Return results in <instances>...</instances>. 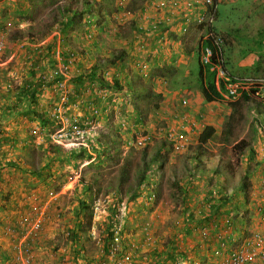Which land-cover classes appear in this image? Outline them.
Listing matches in <instances>:
<instances>
[{
  "label": "rangeland",
  "instance_id": "1",
  "mask_svg": "<svg viewBox=\"0 0 264 264\" xmlns=\"http://www.w3.org/2000/svg\"><path fill=\"white\" fill-rule=\"evenodd\" d=\"M141 1L142 0H125L124 6H119L118 0H115V5L123 9V11H121L120 13L126 14L125 12H128L127 10H129L131 7H136V6H138V8L141 7L140 5H138V4H142ZM0 2H3L2 4H0V27H1L0 37H2L1 40L3 39V50L0 52V72L1 71L5 72L4 68H8V67L5 66L3 68L1 64L5 63L6 58H8L11 52L13 51L14 45L23 42L24 43L29 42L28 41L29 37L35 38L47 32V27H49L50 24V18L48 15L49 11L54 9L56 6L62 5L65 2V0H58V2L56 3L55 2L51 3L50 0H0ZM21 9L25 14L24 17H19L18 13H16L17 10L18 12H20ZM93 9H94V13H96V8ZM120 13H117V15L115 14L113 15L114 19H112V22L110 21V23H112V26H109L110 30L122 28L123 24L119 25L120 22L119 19H121V17L119 16L121 15ZM263 14H264V0H217V17L213 24V27L218 32L228 35L235 42L232 45H224L225 58L229 65L228 69L230 70L234 69L233 65H235L239 60L244 59L246 62H251V67H247L246 70H244L243 73H241V76L243 77L259 78L260 70H256V69L263 67V66H259V64H257L256 61L254 60V56H260L259 51L262 48L264 49V46H262V48H259L258 46V42L262 41V36L264 35V33L260 34L257 32V30H259L261 27L264 28ZM26 16H30L29 17L30 19L26 18ZM29 26L31 27L32 31H30L29 34L25 36L26 38L24 37L22 39L24 41L21 40L22 42L21 41L18 42L11 39L15 35V32H19V31L21 32V30H24ZM182 27H184V23L181 24L180 30ZM160 30L163 31H159L158 34L162 33V35L165 36V31H166L165 24H163ZM131 31H133V29ZM92 32L94 33V31ZM114 32L117 33L116 31ZM81 33L82 32H79L77 35L74 33H69V36L67 37L68 39H66L65 43H63V41L60 42L59 40L61 38V33L55 29H52V32L49 34L47 38L35 44L37 45L42 44L40 47H44L48 44V42L50 41L52 42L56 38L59 41L57 43L58 49L56 52L60 53V50L63 48V46L65 45L71 46V44H73L71 38H74L75 41L77 42L78 37L81 36ZM119 33L122 34V31H120ZM196 33L197 34L194 33L190 34V30H189L185 35H173L174 33L168 34L170 38L173 36V38L171 39L175 40L177 43L178 42L184 43L185 41L184 47L190 45L191 51L192 50L195 51L193 52L195 54L192 57H190L191 51L190 53L186 54L185 56L187 59L185 58L186 60H184L186 63H183L184 61L182 60H178L176 62V65L178 66L175 67L177 69H175V72L172 75L169 74L168 72L169 70L165 72L166 71L165 65H160L161 64L160 62L158 63V65L160 66L159 67L160 71L157 72L155 75L156 77H159V79L156 81V83H154L155 85L154 88H156L157 93L162 95V99L159 102L160 106L158 110H153L151 106L152 104L150 103L151 110L148 112V115L146 117V125L149 127L146 128L148 129L149 132H151L152 135L157 136V139L161 138V133L167 125L172 123H176V125H182L181 122L180 123L177 122V118H179V115L183 113L180 112L182 109L181 107H179L180 99L183 95L184 96L186 95L181 94L180 96V94H176V95L174 94L177 91L186 88L188 90L192 89V88H188L190 86H194L196 89H199L198 64H197V55H196L198 49L196 44L198 39L197 37L198 31H196ZM129 34L131 37L130 32ZM122 35L120 36L121 39L123 37L126 38L128 36V32L125 31ZM158 39H160V37ZM149 42L154 45V48H150V51H152L153 49L157 50V47H155L156 42H151V41ZM162 42L164 43V48H165V38ZM29 44L31 45L34 43L30 42ZM184 47H181V49H184ZM30 48L33 50L35 49L31 46ZM115 48L117 49L116 52L119 51V47H117V44ZM137 50H138L137 58L135 59L137 61L136 63L145 64L146 66H148L147 64L150 57L148 52L144 53V48L141 47L137 48ZM158 53L164 55L165 49L164 51L161 50ZM29 55L32 56L31 53ZM78 62L82 64L83 69H86L85 71H88V69L90 68V63L85 59V57L79 58ZM11 65L14 64H10L9 66L11 67ZM75 68L80 69L81 65L80 66L76 65ZM134 69H135V75H137L136 74L137 69L135 67ZM147 69L148 71L150 70L149 67ZM9 71H13V70H9ZM71 72L75 74L73 70H71ZM150 79L151 78L149 75V79L145 78L143 80L144 82L143 81L142 82L148 85L150 84ZM68 85L69 87H71V83H68ZM195 88L192 90H195ZM103 91H106L103 100L99 101L98 98H96V95L93 96L94 100L96 101L95 105L98 108H100L104 104L107 105V109H106L107 120L105 121L107 123L104 125H107L108 127L111 126L110 128H113L112 126H115V124H117L119 120H122L120 118L123 115L117 113L118 110L115 107V104L117 102L113 101V97H112L115 96L113 95L114 93L116 94L118 93L115 92L114 87L112 88V86H107L103 88L102 93ZM0 92H2L1 89ZM47 92H48L46 94L47 99L45 100L44 108L46 110H49L57 102L58 92L54 91L53 89H50ZM191 97L192 95H189L187 98L190 99ZM0 98H2L1 93H0ZM80 98L85 99L86 102L89 100L86 97V95L84 97L80 96ZM187 98L185 99L188 100ZM116 99H121V98L116 95ZM130 100L131 98H128V106H130L129 104ZM120 102H121L120 106L124 107L123 102L121 100ZM139 106L144 108L142 104H140ZM259 107L261 109L264 108V101H261L259 103ZM128 108L130 107H127V109ZM226 109H227L226 103H222V105H213V108L211 107L209 113H207V114H212V113L215 114L218 112L219 114H216V116L218 115L224 116L225 118H220L221 121L223 120V125H222L223 130L227 126H229L227 125V123L229 122L231 125L229 129L231 136L229 137L226 143H223L221 145L215 144L214 142H210V144L208 145L207 149L204 152V155L201 157V160L204 163V167L202 165V167H199V170L197 169V172L192 171V169L194 168L193 165L194 162L191 161L192 158L190 153L191 154L192 152L195 153L197 150V148L195 147L198 136L197 133L201 129L200 128L201 126L199 127L197 126V123H195L196 127L195 125L194 127H191L188 120V122L186 123V127L192 129V131H190L192 136L190 137L191 141L187 146V150L182 151L181 153H176L174 151L167 152L168 159H166L163 169H160L157 164H153L151 162L152 164L150 165L152 171L147 179V185L141 191H139L138 195H136L134 199L132 200L128 199V197L125 194L119 195V198L124 200V202L127 204L128 207L125 216V222H123L122 225V233L125 234L124 236H127L125 238L126 242H134L137 246L132 252L133 257L137 259H143L148 255H150L149 250L151 252L154 251L156 248L157 249L159 248V250H164L163 248L165 246L164 245L165 241L168 240V238H170L173 232H175L174 230L175 225L182 224L181 218L183 211L182 208L184 204L187 205L192 211L195 210L197 202H196V198L194 197L199 196L198 195L199 191L196 192L191 190L190 192H187L188 193L187 194L183 187L187 182V180L190 178L189 174H191L199 184L206 185L208 188H211L212 186L216 185L217 187L221 186L222 188H225V190H227V188L233 187L231 188L233 190L234 188H236V185L239 182H241L245 177V173L247 172V167L251 169L253 163L248 165L249 162L248 161L244 167V161H242L244 155H246L248 151L247 149L244 150V148L245 146H247V144L250 145V143L247 142L249 141L247 140V138L244 137V139L242 140L240 139L242 135L246 134V127L242 126L243 124L240 125L241 122L240 116L241 115L243 116L245 113L243 114V112L238 111L234 113L233 119L229 120L227 119V116L224 115ZM8 110L9 109L6 108L2 112H0V114L6 113L8 112ZM261 115H264V113L262 112ZM47 116L48 117L46 118L45 115H43V118L49 120L51 124L45 126L43 130L40 131V133L41 134L43 133V135H49L50 133L56 131L57 129H60L59 123L51 120V118H49V115ZM99 123H101V121H99ZM200 124L203 123L200 122ZM215 124L217 125V123ZM103 128L106 129L105 127ZM126 128L127 126H125V129ZM194 130H196V132ZM251 133L252 130L250 129L248 134ZM249 136L250 135H248V137ZM156 142L153 145H155ZM89 144L90 145L87 146L88 148L90 147L91 149L92 143L90 142ZM93 145H95V143H93ZM116 145H117V149L111 150V152H109L108 150L107 151L109 156L119 157V160L108 161L106 157L102 155L100 160L95 159L93 163L83 168L81 166L84 163L83 161L85 160L78 159L77 161H75L74 159H70L69 156H66V154H68L71 148H75V147L58 146L59 152L56 153L54 159H50L52 157L50 158L46 157L50 154V153H46L47 148L49 147L48 145H46L43 148L40 147L38 151L29 149L28 154H26V159H25L26 165H24V168H29L30 170L33 171V173L37 172L40 169L43 172L44 170L47 169L48 170L50 169V171L55 169L56 172L55 179L48 181V178L47 179L45 178V180H43V183L41 182V185L45 184L43 185V191H44L43 193L45 195V199L48 198V200H49V193L53 191L57 192L58 186L61 182L63 181H65V183L73 182L72 185L74 184L76 185V182H78V180L82 177V175H84V173H86V176L93 175V177L96 180H98L99 183L98 185H94L95 187L94 189L99 190V192L98 195H94L93 198L95 199L101 198L109 201L105 203L102 206V208H99L98 210L97 218L99 220L95 222L94 230L95 232H99L98 230L99 229L101 230L102 219L107 217V215H111L112 211L115 210L116 208L114 205L116 197L114 195L115 192L113 191L115 190L118 181H120L121 179V177L119 176L122 170V164H123L122 158L127 159L131 164L130 179L124 182V189L126 190L128 188L131 189L135 188V181L133 179L134 173L136 166L140 165L141 148L133 147L132 150H129L128 147H125L123 145L122 140L117 141ZM77 150L80 151L83 150L87 153L88 149L79 146V149ZM16 151L18 152V150ZM102 151L103 150L100 149L97 152H99V154H102ZM80 154L83 156V153ZM73 163H76L77 165L75 166L77 167L71 169ZM186 163L189 164V167L188 165H186ZM216 166H218L219 171L216 170ZM208 168H211V170L214 171L210 172ZM217 174L221 175V177L217 178ZM76 175H79L78 179L73 178ZM44 177L45 175H43L42 178L44 179ZM179 188H180V192H178ZM236 193L239 194L238 192ZM149 194L153 195L154 198L149 200L147 198ZM178 195L181 198H179ZM70 198H72V196ZM70 198H68V200H71ZM182 199H184V201H182ZM186 199H188V201H186ZM234 203L243 204V200L242 197H240V194L236 196V200ZM52 208H54V206H52ZM53 216L54 213L50 212L49 217L53 218ZM57 225L60 228V230H58V234H60L61 237L65 238L64 237L65 231L61 229L63 225L62 223L53 222L50 226L57 227ZM69 225H71V223ZM41 226L43 228L42 221H41ZM73 226H75V223H73ZM257 230L261 231L259 229H255L253 231H257ZM261 232L263 233V231ZM87 234L88 231L84 235H82V238L83 239L87 238ZM145 234H148L149 236L152 237L153 243L150 244V246H147V244L143 241ZM59 239L54 237L53 240H51V242L46 245V248L48 249V253L52 254L55 251L53 249L55 246V242L52 241ZM88 239H85L84 241L86 243L83 244H85L87 254L94 255L97 250H94L95 247L90 242L91 239L89 240ZM8 240L11 246L14 243V238H10V239L8 238ZM58 244L60 243L57 242V245ZM124 247H128V246H124ZM153 248L155 249L153 250ZM186 248H187L186 249L187 252V250H189L190 247L188 246ZM11 251H12V246H11ZM2 252L5 254V256L0 257V259L3 258L0 260V264H15L13 253L11 254L10 252L7 253L8 254L7 255L5 249H3ZM0 254L2 253L0 252ZM161 256L162 255H160V257ZM164 258L162 257L160 264H163L165 262ZM47 261H50V259L48 258ZM41 263L44 262L41 260ZM46 264H62V263L56 258L52 257L50 263H46Z\"/></svg>",
  "mask_w": 264,
  "mask_h": 264
},
{
  "label": "crops",
  "instance_id": "2",
  "mask_svg": "<svg viewBox=\"0 0 264 264\" xmlns=\"http://www.w3.org/2000/svg\"><path fill=\"white\" fill-rule=\"evenodd\" d=\"M3 2H0L2 4ZM142 6L137 9H133V12L130 15H126L123 13H120L119 15L121 19H119V25H122V28L112 29L113 31L117 32V35H119V40L116 42L117 47H119L120 50H124V57L121 59V61H118L114 66H101L103 73H104V80H113V76L118 77V80H122V82L127 83L129 80H133L135 69L136 68V58H137V48L144 45V53L148 52L149 54V61H148V78L150 75V84H153L159 79V77H156V73L159 72L160 66L158 63L160 62V65H165V72H169L170 75H172L175 72L176 62L178 60H186V54L190 53L191 48L190 45H187L184 47V43L176 42L175 40H172L173 36L170 38L168 34L173 35H181L180 27L183 21H179L180 18H174L171 25L165 26V48L164 43L158 39L161 37V34H158L157 31H152L151 25L159 18V17H173L171 14L162 13L159 11H155L152 7H149L148 0H142L141 1ZM135 7V8H136ZM146 13L145 16L142 15V11ZM264 15V14H263ZM182 19V18H181ZM115 21V20H114ZM140 21V22H139ZM118 23V22H117ZM175 25V26H174ZM109 30V26H112V23L106 25ZM131 27H133V31H131ZM140 26H143L145 29L143 33H141V30L139 29ZM121 27V26H119ZM215 29V28H214ZM122 34L126 31L128 32V36L126 38L121 39V33ZM163 31V30H162ZM216 33H218L220 36L224 39V45H232L234 40L230 38L228 35L218 32L215 29ZM129 32L132 34L130 37ZM258 33L262 34L264 33V28L261 27L259 30H257ZM197 34L194 29H190V34ZM155 34V35H153ZM167 34V35H166ZM123 36V35H122ZM130 37V38H128ZM151 42H156L155 47H157V52H154V49L150 51V48H154V45L151 44ZM149 42V43H148ZM194 43V42H193ZM116 44L114 45L116 47ZM42 45V44H41ZM41 45L37 44H29L27 42L18 43L14 45L13 51L9 55L8 58H6L5 63L1 64L4 68L7 66L8 68H4L5 72H0V89L2 92V98H0V112H2L4 109H9L8 112L0 114V254L1 256H5V254L2 252L3 249L6 250V254L10 253L11 251V245L9 244L8 238H14L13 235H8L5 233V228L7 226L13 227L18 219L22 216H28L30 218H39L40 221L43 222V228L42 232L39 234V237L37 240L32 242V264H46L50 263V261L53 258H56L59 260L62 264H98L99 261L106 257L107 254L104 255L103 253V240L106 238L105 233L103 230L99 229V233H101V244L96 245V243L93 240H90V242L94 245V250H97L94 255H88L87 250L85 247L86 243L85 239H90V237L87 235V238L83 239L81 238L80 247H77L74 245L64 234V237H61L60 234H58V230H60L59 226L52 227L50 226L53 222L56 223H62L61 229L65 232L71 231V229L74 228L73 223L77 221L76 219V211L78 208V200L79 198L82 199V197H86L89 199V195L86 194L84 196V191L80 187L79 180L76 182V185H72L71 182L65 183L61 187H58L57 191L59 192L57 197L54 201H52L49 197L45 199L44 191H43V185H41V182L43 183V180L45 178H48L49 180L56 178V172L55 169L51 170H44V172L40 169L37 172H34L30 170L29 168H24V165H26V154H28L29 149L32 150H39L40 147H45L46 145H49V138L48 135L41 134L40 131L43 130L45 126H48L51 123L42 122V119L40 117H37L34 115V113H27L29 110V105L25 102L17 103L15 101V95L17 92H10L9 89L11 87H21V84H23V81L29 77V73L31 72V61L33 57L29 55L28 53H25L23 51L24 48L27 47H33L35 49L41 50L43 47H40ZM193 45V44H192ZM259 48H262L264 46V35L262 36V41L258 42ZM40 47V48H39ZM181 47H184V49H181ZM165 54L161 55V50L164 51ZM194 49V46H193ZM196 49V46H195ZM25 50V49H24ZM119 50V51H120ZM195 51H191L190 57H192L195 53ZM223 62L224 67L226 71L233 77V78H239L244 79L247 77L241 76V73H243L244 70H246L247 67H251V62H246L244 59L239 60L234 66V69L230 70L228 69V63L225 58V52H224V46H223ZM260 56H254V60L256 61L259 66H263L261 68H257L256 70H260L259 72V78L254 79H263L264 80V49L262 48L260 51ZM197 55V53H196ZM136 56V57H135ZM186 58V59H185ZM197 62H198V55H197ZM183 63H186L185 61ZM10 64L11 67L9 66ZM79 65V64H78ZM185 65V64H183ZM129 66V67H127ZM232 66V67H233ZM38 67V66H36ZM36 69V75L37 78L40 74V70ZM17 68V69H16ZM128 68V69H127ZM30 69V71H29ZM13 70V71H9ZM75 75L79 73V70H83L84 72L86 69L81 68L76 69L75 67L72 68ZM89 70V69H88ZM156 71V72H155ZM137 74V73H136ZM4 75V76H3ZM141 79L142 81L145 79L142 74ZM139 75V76H140ZM112 76V77H110ZM109 77V78H108ZM5 78V79H4ZM26 81V80H25ZM144 82V81H143ZM52 83H50L48 86L50 87ZM96 85V84H95ZM73 89H80L78 85H71ZM87 88H90L86 86ZM188 88L194 89V86H190ZM52 88H45L43 89V92L40 94L38 106H36V112L40 113V110L44 112V115L48 114V111L44 108L45 106V100L47 99V91ZM188 90L183 89L180 91H177L176 94H185L186 96H182L183 98H187L189 95H192V97L188 100V105L186 107H181L179 104V107H181V111L183 114H186L191 122L194 124L197 123V126H201L200 130L198 131L197 135L200 134V132L203 130V128L207 125L213 126L219 136H221V133L223 132V120L221 121L220 118H225L224 116H216V114H219L218 112L215 114H207L210 111V108H213V105H222V103L217 102H211L209 101L203 92H201L199 89L195 90ZM156 91V88H154ZM188 90V91H187ZM112 96L113 101H116L118 104H120L121 99H116V95L118 94L114 93ZM128 97V95H126ZM181 97V98H182ZM131 98V97H129ZM74 97L71 99L70 107L68 110V114H73L78 112L80 115H83L84 109L82 107V103L79 104L78 108H74L72 105ZM89 102H87V105L90 103V100L93 99V97H88ZM134 98H131L130 100V106L135 105ZM226 100V99H225ZM171 102V101H170ZM224 103V102H223ZM14 106V107H13ZM88 107V106H87ZM105 105H103L104 112V118L106 117V109L104 108ZM226 112L225 116H227V119L231 116L233 113L234 107L229 106L226 104ZM84 109V110H83ZM186 110V111H185ZM236 111L243 112V116L241 115V122L240 125L246 127V134L242 135L240 139L247 138V142L250 143V149H247V154L244 155L242 161H244V167L246 163L248 162V165L252 164L251 169L247 167V172L245 173V177L241 182H239L236 185V188L233 190L231 188H227L225 192H231L235 193L241 191V187H245L244 193H240V197H242L243 204L241 205V209L244 212H246V215L244 219L239 218V224L238 226L233 230H219V235L229 236L230 239L228 242V247H226L221 250V253L218 257H212L210 259V264H221L223 260H225L228 257V253L226 250H230L232 246L239 247L242 244V228L244 225H241L242 223L246 224L248 227V230L251 231L255 229H259L264 232V226L260 222V218L258 216V212H256V209L258 207H264V115H261V113H264V108H260L259 105H251V104H238L236 107ZM41 116V115H40ZM50 118V117H49ZM198 119V120H197ZM213 119V120H212ZM101 123L99 125L103 126L104 119L101 118ZM83 122V121H82ZM202 122L203 124H200ZM213 123V124H212ZM217 123V125L215 124ZM226 124V123H225ZM148 127V126H147ZM196 127V124H195ZM149 128V127H148ZM38 130L37 135L31 134L33 130ZM199 129V128H198ZM252 130L251 134H248L249 130ZM196 132V130H194ZM189 132V136H192L191 132ZM230 131L226 128V135L229 137L231 135ZM248 135H250L248 137ZM42 138V139H41ZM198 138V136H197ZM231 139V138H230ZM197 142V141H196ZM47 143V144H46ZM52 145V144H50ZM249 145V144H248ZM78 147L76 148V150ZM18 150V152L16 151ZM92 158L89 161H83L82 168L85 166L90 165L93 163L95 159H97L96 154H92ZM100 156V155H99ZM98 156V158H100ZM46 157H52L50 159H54L55 155L49 154ZM77 165L76 163H73L71 166V169H73ZM44 167V166H42ZM81 168V171H82ZM210 172H213L214 170H211V168H208ZM80 172V171H79ZM46 173V174H45ZM85 174V173H84ZM43 175H45L44 179L42 178ZM201 176V173H200ZM221 177V175L217 174V178ZM74 179H78L79 175H76L73 177ZM198 187H195L194 189H190L188 186L184 185L185 190H191L196 191L198 193V197L196 198V202L203 199L204 201V195L202 192L203 190H209L211 188L216 189H222V187H217L216 185L212 186L211 188L207 189L206 185L203 184H197ZM205 187V188H202ZM203 189V190H202ZM56 192V191H55ZM231 193H228L231 195ZM78 194V197L76 195ZM188 194V193H187ZM190 194V193H189ZM72 196V198H70ZM190 197V196H189ZM67 198V199H65ZM70 198L71 200H68ZM73 199V200H72ZM52 201V202H51ZM188 201V199H186ZM54 206V208H52ZM54 213L53 218L49 217V213ZM106 219L103 218L102 222ZM216 221H223L222 217H216ZM53 220V221H52ZM181 221H183V218H181ZM101 222V223H102ZM125 222V219H124ZM71 223V225H69ZM67 224V225H66ZM102 226V225H101ZM250 226V227H249ZM57 228V229H56ZM70 228V229H69ZM61 230V231H62ZM198 233H196V238L194 237L191 239L192 241H185L182 243L179 249H183L186 251V247H190L189 250L186 252V258L188 263L184 264H200L201 260H204V257H208L214 249L217 248V244L209 245L205 243H200L198 239ZM206 233V232H203ZM217 234V235H218ZM56 237L60 240H55L52 242H55L54 246V252L48 253V249L46 248V245L53 240V238ZM88 239V240H89ZM227 240V239H226ZM232 240V242H231ZM57 242L60 243L57 245ZM123 245H126L128 247H124V250L131 256L132 264H142L141 259H137L133 257V251L130 249V246L133 245L135 248L137 247L134 242H126ZM191 242V243H190ZM191 245V246H190ZM155 248H153L154 250ZM159 250V248H158ZM178 250V249H177ZM232 250V249H231ZM129 251V252H128ZM180 251V250H179ZM80 253V257L79 254ZM150 255L154 253V251L149 250ZM180 254V253H179ZM8 255V254H7ZM50 259V261H47V259ZM80 258V259H79ZM3 259V258H1ZM0 259V260H1ZM41 260L44 263H41ZM3 261V260H2ZM167 260H165L166 264ZM113 264V263H109ZM147 264V263H146Z\"/></svg>",
  "mask_w": 264,
  "mask_h": 264
},
{
  "label": "trees",
  "instance_id": "3",
  "mask_svg": "<svg viewBox=\"0 0 264 264\" xmlns=\"http://www.w3.org/2000/svg\"><path fill=\"white\" fill-rule=\"evenodd\" d=\"M50 1L51 3L58 2V0ZM93 8H96V13H94ZM133 9L135 10L137 9V7H131L127 11L132 13ZM122 10V8L115 5V0H65L62 5L56 6L54 9L50 10L48 14L50 18V24L49 27H47V32L35 38L29 37V42L27 43H38L42 41L49 36V34L52 32V29H55L61 33V38L59 40L60 42L63 41V43H65L66 39H68L67 37L69 36V33H74L77 35L79 32H82L81 36L78 37L77 42L74 38H71L73 44H71V46H63V48L60 50V53L56 52L58 49L57 43L59 42L56 38L52 42H48V44L41 50H33L30 47L24 48L25 50L23 49V51L28 54L31 53L33 57L31 61V72L29 73V77L25 79L26 81H23L21 87H11L9 89L10 92H17V94L15 95V101L17 103L25 102L29 105V110L26 112V114L34 113L35 116L42 119V122L47 123V119L43 118L44 112L40 110V113H37L36 106H38L39 97L43 92L45 84L49 85L50 83H54L57 80H61V78L58 77L45 79V76L48 74V72L54 70L57 67L58 60L61 64L67 66L69 70H72V68H74L78 64L79 66L81 65L78 62L79 58L81 57H85V59L90 63V68L87 72L79 70V73L76 74L73 78L72 84L74 86L78 85L81 88L73 89V87L71 86L70 88L72 90L69 93L70 98L74 97L75 99L78 97L80 98V96L84 97L85 95L87 98H90L96 95V98H98V100L100 101L104 99L106 93V91H103L102 93V89L107 86H112V88L114 87V90L119 94L124 107L120 106V104L118 103L115 104V107L118 110L117 113L123 115L120 118L122 120H119L118 123L115 124V126H112L113 128H110L111 126L108 127L107 125H104L107 123L105 122L107 120V114L104 118L105 110H102L103 105L98 108L95 105L96 101L94 100V97L90 100V103L88 105V99V101L86 102L85 99L80 98V104L83 103L82 107L86 110L83 109L84 113L80 117L79 127H87L85 126L86 120L90 121L94 119V121L97 122L98 125L100 124L99 121H102L101 118H103L105 121L103 126L99 125L98 129H96L95 131H91L85 136L87 145H90V142L92 143L91 149L90 147H87V153L83 151L84 149L80 151L76 150L77 147H75L71 148L68 154H66V156H69L70 159H74L75 161H77L78 159L89 161L93 156L92 154H96L98 160L101 159L102 155L105 156L108 161L119 160V157L109 156L108 151L111 152V150L117 149L116 144L119 140H122V143L125 147H128L129 150H132L133 147L129 146V143L134 140L137 135H150L151 132H149L146 128V117L148 115V112L151 110V106L153 110H158L160 106L159 102L162 99V95L154 90L153 84L147 85L142 82L140 75L141 71L139 70L140 68L137 65V75L134 74L135 78H133V80H129L127 83L122 82L121 79L118 80V77L115 76H113L112 81L104 80V73L101 69V66H103V64L105 66H114L124 57L125 51L119 49L120 51L116 52L117 49L114 46L119 40V36L114 31L106 28V25H108L110 21L112 22V19H114L113 15H117V13H120ZM140 11L143 10L140 9ZM16 13H18L19 17H24L25 15L22 9L20 10V12H18L17 10ZM29 17L30 16H26V18L30 19ZM130 28L131 30L133 29V27L131 26ZM30 31H32V29L29 26L28 28L21 30V32H15V35L11 39L19 42L26 35H28ZM92 31H94V33ZM154 52H157V50L155 49ZM197 64L199 89L203 92L205 97L211 102H224L229 106L234 107V109L232 110L233 113L230 116L231 118L229 117V120H232L234 117V113L237 112L236 107L238 104L246 103L258 106L261 101H264L259 98L249 96L246 93L242 94L235 101L225 100L216 88L214 74L207 70H204L199 62H197ZM35 67L40 70L38 78L36 75V69H34ZM138 72L140 76L138 75ZM86 86L90 88H87ZM126 95H128V97H126ZM129 97L134 98L133 100H135L136 106L133 104L132 106L134 107H130L127 109V107H129ZM150 103L152 104L151 106ZM140 104H142L144 108L139 106ZM104 105V108L106 109L107 105ZM94 110H97V114H93ZM45 117H48L47 114H45ZM48 123H50L49 120ZM227 125L229 126H227L226 128L227 130H229L231 125L229 122L227 123ZM125 126H127L126 129ZM103 127H105L106 129H104ZM226 128L221 133V136L217 134L213 126L207 125L203 128L197 138L195 146L197 148L196 152H192V154L190 153L192 158L191 161L194 162V168L192 169L193 172H197V169L199 170V167H202V165L204 167V163L202 162L201 157L204 155V152L210 142H214L215 144L219 145L227 142L229 136L226 135ZM155 142L156 144L153 145ZM93 143H95V145H93ZM48 146L49 147L47 148L46 153H53L54 155H56V153L59 152L58 145L51 146L49 144ZM250 147L251 146L247 144L244 150L250 149ZM98 149L103 150L102 154H99V152H97L99 151ZM140 151V165L136 166L133 178L135 181L134 189H124V182L130 179L131 164L127 159L122 158L123 164L121 174L119 176L121 177V179L120 181H118V184L113 191L115 192V199L119 202L122 201V199L119 198L120 194H125L128 199L131 200L134 199L136 195H138L139 191H141L147 185V179L152 171L150 164H157L160 169H163L166 159H168L167 152H172L173 147L172 144L165 138H160L154 139L153 143H145ZM80 153H83V156ZM98 156L100 158H98ZM186 165H188L189 167V164L186 163ZM216 170L219 171L218 166H216ZM189 175L190 178L188 180L186 178L187 182L185 183V185L190 189L198 187V182L196 181V179H194L191 174ZM64 184L65 181L61 182L58 187H61ZM79 184L84 191V196L88 194L89 199H87L86 197H82V199L79 198L78 208L76 211L77 221L75 222L74 228L71 229V234L68 238L77 247L81 246L80 240L82 238V235L89 231L90 227L92 226V206L93 200L95 199L93 197L94 195H98L99 192V190L94 189V185H98L99 183L98 180L93 177V175L86 176L85 173L79 179ZM206 188L209 189L207 186ZM244 190L245 187L242 186L241 191H239L238 193H244ZM185 191L186 193L189 192L188 189ZM225 191V188H222L221 190L211 188L209 190L205 189L203 191H200L204 195V201L203 199L198 201L196 203V208L193 211L184 204L182 208V224L175 225V232H173L170 238L165 241V246L163 248L164 250H158L156 248L152 255H148L147 257L141 259L142 264H160L162 257H165L164 259L167 260L166 264L188 263L186 258V251L179 248L184 240L192 241L191 239H193L194 237L196 238L195 235L197 232H199L198 239L200 243L208 244V246L217 244L218 246L216 250L221 249L220 243H224L228 247L227 241L230 239V237H223V235H219V230L221 231L228 229L233 230V228L235 229L239 224V218L243 220L246 212L240 210L242 204L234 203L236 200V196H238L239 194L236 195L235 193H233L229 195L228 192ZM178 192H180V188L178 189ZM149 195L147 197L148 199L152 196ZM76 197H78V194L76 195ZM178 197L181 198L179 195ZM182 201H184V199H182ZM115 204L116 201L114 202V205ZM216 217H222L223 221H216ZM101 225V229L106 236V238L103 240V253L105 255L108 254L107 249L112 239L115 221H113L111 215H107L106 219L104 220V222H102ZM241 225H244L241 235L244 239L249 236L250 231L248 230V226L245 223H242ZM203 232H206V235H203ZM234 248V246L231 247V249ZM216 250L214 249L208 257H204V260H201L200 264H210L209 261L211 259V256H214V251ZM226 251L229 252L228 250ZM78 255L80 257V253ZM160 255L162 256L160 257ZM163 264H165V262Z\"/></svg>",
  "mask_w": 264,
  "mask_h": 264
},
{
  "label": "built area",
  "instance_id": "4",
  "mask_svg": "<svg viewBox=\"0 0 264 264\" xmlns=\"http://www.w3.org/2000/svg\"><path fill=\"white\" fill-rule=\"evenodd\" d=\"M149 7H152L155 11H159L166 14H171L173 17H159L152 25V31H159L163 24L165 26L171 25L174 18H180L184 23V27L180 32L185 35L190 29L198 31L197 39V53L198 61L204 70H207L214 74L215 85L217 90L221 93L224 99L235 101L242 94L246 93L249 96L264 100V80L254 78H233L225 69L223 62V46L224 39L218 33H216L213 24L217 17V0H148ZM125 0H118L119 6H124ZM143 12V11H142ZM130 15V12H125ZM145 16V12L142 13ZM182 18V19H181ZM141 33L144 32L143 26L139 28ZM162 31V30H160ZM161 34L160 41H163L165 36ZM0 37V52L3 50V39ZM144 45L140 46L141 48ZM140 68L141 74L144 78H148V66L145 64L137 63ZM58 77L61 80H57L51 84H45L44 88H52L58 92L57 102L48 111L51 120L56 121L60 125V129L50 133L48 135L49 142L52 145L65 146V147H85L87 148L86 135L91 131L98 129V123L93 120L85 121V128L79 127V121L81 115L76 112L68 114V109L71 103L70 91L72 90L68 83L72 85V79L75 74L68 69L67 66L57 61V67L48 72L45 76L47 78ZM80 99L75 98L72 102L74 108H78ZM181 107H186L188 101L185 98L180 99ZM93 114H97V110L93 111ZM188 116L186 114H180L177 118L178 123L182 125H176V123L169 124L161 133V138H165L172 144L173 151L181 153L187 150V146L191 141L188 131H192L186 127L188 122ZM191 127H194V123L190 122ZM38 130H33L31 134L37 135ZM160 135V134H159ZM42 139V138H41ZM157 139V136L150 135H137L134 140L129 143V146L142 148L145 143H153V140ZM57 192H50L49 197L52 201L58 195ZM113 195V194H112ZM154 198L152 195L150 199ZM113 200V199H112ZM51 201V202H52ZM116 201L115 210L112 211L111 217L115 221V227L108 247V254L106 257L99 261V264H132L131 256L124 250L123 245L125 242L122 233V225L128 210L127 204L122 200ZM109 201L96 198L92 207V226L88 231V236L93 240L96 245L101 244V233L95 232L94 224L99 219L97 218L99 208ZM260 222L264 226V207H258L256 209ZM250 231L249 236L243 239L241 246L236 247L229 251L228 257L221 262V264H264V232ZM42 232V226L40 219L30 218L28 216H22L18 219L16 224L11 227L5 228V233L14 236V243L12 245V253L14 254L15 264H32V242L37 240L39 234ZM71 232H65V236L69 237ZM203 235H206L203 233ZM147 246L153 243L152 237L145 234L143 240ZM103 244V243H102ZM220 250L215 249L214 257H218L226 245L220 243ZM130 249L134 250L133 245ZM129 252V251H128Z\"/></svg>",
  "mask_w": 264,
  "mask_h": 264
},
{
  "label": "clouds",
  "instance_id": "5",
  "mask_svg": "<svg viewBox=\"0 0 264 264\" xmlns=\"http://www.w3.org/2000/svg\"><path fill=\"white\" fill-rule=\"evenodd\" d=\"M141 6H142V4H140ZM123 11V10H122ZM182 35V34H181ZM197 53V52H196ZM197 55H198V53H197ZM199 62V61H198Z\"/></svg>",
  "mask_w": 264,
  "mask_h": 264
}]
</instances>
